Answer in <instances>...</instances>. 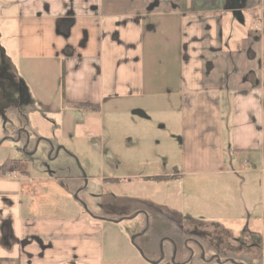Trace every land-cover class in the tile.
Wrapping results in <instances>:
<instances>
[{
	"label": "crops",
	"instance_id": "0c3cea01",
	"mask_svg": "<svg viewBox=\"0 0 264 264\" xmlns=\"http://www.w3.org/2000/svg\"><path fill=\"white\" fill-rule=\"evenodd\" d=\"M22 101L46 115L41 131L52 125L54 138L78 142L88 174L75 145L59 147L57 157L69 162L66 179L93 187L90 207L101 194L105 205L94 208L105 215L74 204L64 211L51 186L62 175L30 168L22 130L16 150L24 159H0V264L257 260L264 248V0H0V112ZM134 115L133 142L123 129ZM85 119L99 120L97 133L77 131ZM12 169L19 177L4 176ZM176 182L192 198L183 215L124 205L139 202L131 185L174 205L175 190L165 195L160 184ZM139 215L149 222L144 230ZM100 222L121 230L104 232Z\"/></svg>",
	"mask_w": 264,
	"mask_h": 264
},
{
	"label": "rangeland",
	"instance_id": "374dc122",
	"mask_svg": "<svg viewBox=\"0 0 264 264\" xmlns=\"http://www.w3.org/2000/svg\"><path fill=\"white\" fill-rule=\"evenodd\" d=\"M137 113H139L138 110H137ZM41 117L47 118L46 115L42 116L39 113V109L37 110V108H35L34 106L28 105L26 101L19 102V104L16 103V105H13V107H11L10 109L4 110V113L0 112V145H1L0 159L7 158V159H19L20 160V158L21 159L23 158V155L18 154L16 148L21 146V144L20 145L18 144L20 141L19 132H21L22 130H25L30 141L25 138H23L22 140L24 141V146H26L25 150L27 151L28 154L32 155L26 158V161L28 165L30 166V168L32 167L37 172L43 170V173L46 172V169L58 171L63 176V178L62 176L58 178L59 182L56 180L52 182L51 186H53L54 192L58 191V194H60L58 197L59 202H60L59 204H61V206L63 205L64 211L67 210V207L65 205L74 204L78 206L80 210L83 209V207L85 208L86 206L87 209L89 208L91 211H96V212H93L96 215L103 217L105 213L101 209L95 210L94 208L96 207V205L97 206L105 205L103 197L100 196L101 194L97 195L98 197L93 196L89 198V203H93V206H91L93 207V210H92L90 205L88 204L86 196L90 193V191H93V187L89 185L85 187V183L87 180L85 178L83 179L81 178V180L78 181V183L76 182L72 183L70 180L66 179L67 174L71 173L69 168H67L68 167L67 165L69 164V162L67 161L66 157H64L63 154H60L57 157V150L59 147L63 146L67 150L72 149V145L76 146L78 142H76V140H69V139H68L69 141L68 140L61 141V140L54 138V136L52 135H54V131L56 130L54 129L52 125L51 127L44 128V130L41 131V129L45 127V124L41 122L42 120ZM128 120L129 122L128 124H126L127 127L123 129V132L127 134L126 138L134 142L137 138H139V119L136 117V115H134V116H129ZM86 121L88 120L85 119L83 124L79 125V127L77 128V131L79 133H82L83 129L87 131L94 129L96 130L95 132L97 133L99 130V124H100L99 120L98 122L96 120L91 123H88ZM130 123L133 126H130ZM133 142H128L127 146L128 147L133 146V144H135ZM62 143H65V144L63 145ZM83 145L84 144H81L80 147L82 148ZM137 146L138 147L136 149H139V144H137ZM78 149H79L78 146H76V148L73 147L74 152L78 154L76 156H77V161L80 167L83 170H85V172H87L86 160L84 159V156H82V154L80 153ZM73 150H69V151L73 152ZM128 152H131V151H128ZM123 158H124V155H123ZM75 166L79 167L77 164H75ZM59 169H63V170L60 172ZM16 173H17V177H19L20 173L18 171H16ZM79 175L80 177L83 176V173L81 172V170L79 172ZM176 183L177 184H175L174 186L168 185L167 183L160 184V187L162 189L161 191L165 195L169 193L168 189L170 190V188H172L173 190H175L179 198L176 197L177 200L174 205L170 203V206H168V200L166 196L158 199L148 194L149 191H146L145 189H144L145 192L143 190L140 191L139 188L132 186V185L128 186L127 189L129 190V192L132 191L133 193H135L136 190L139 191V196H138L139 202L129 200V203L128 204L125 203L124 205L128 207V210H131L132 207H137V210H138L139 208L143 209L144 207H148L150 205L152 206L155 204L158 210H165L167 212V209H171V211H176L177 213H180L181 215H183V206H184L185 201L187 202L191 201L192 198L188 200L186 194L184 193V191H182V184H179L178 182ZM42 184H45V182H42ZM37 185H40V181L38 182ZM51 186L50 185L48 186L50 190H52ZM82 188L84 189L82 190ZM80 189L81 191L77 192V190H80ZM97 190L98 189H96L95 191ZM44 191H45V188H44ZM66 192L69 193L70 195H67ZM132 195H135V194H132ZM134 197L135 196L132 197L129 195V198H134ZM59 204L57 207H60ZM37 211H34V212H37ZM45 211H49V210H45ZM56 211H59V210L57 209ZM111 215L112 216H109L107 218L113 219V220L116 219L113 217V214ZM144 217H145L144 215H139V218L137 219L138 225H136L142 230L146 229V227H148V224H149L146 217L145 218ZM155 222L156 221L150 220L149 230L151 232L153 231L154 226H156ZM100 224L104 228V232L107 231L108 228H111V229L113 228L116 231L121 230V225H119L120 223L119 224L109 223L108 226H104L103 222H100ZM108 232L110 231L108 230ZM154 238L153 236L150 235L146 241H149L150 243H152L154 242ZM166 242L167 241L163 242L164 247L168 246ZM258 253L259 254L257 255V260L254 262V264L262 263L261 259H259L260 254H263L262 260L264 261V248L262 247V249ZM160 264H169V263L167 261H164L163 263H160Z\"/></svg>",
	"mask_w": 264,
	"mask_h": 264
},
{
	"label": "built area",
	"instance_id": "2783aa9c",
	"mask_svg": "<svg viewBox=\"0 0 264 264\" xmlns=\"http://www.w3.org/2000/svg\"><path fill=\"white\" fill-rule=\"evenodd\" d=\"M5 177L15 179L17 178V173L15 170L8 171L7 173L4 174ZM263 225H264V218H263Z\"/></svg>",
	"mask_w": 264,
	"mask_h": 264
},
{
	"label": "trees",
	"instance_id": "16d2710c",
	"mask_svg": "<svg viewBox=\"0 0 264 264\" xmlns=\"http://www.w3.org/2000/svg\"><path fill=\"white\" fill-rule=\"evenodd\" d=\"M72 107H73V108H79L80 106L73 105ZM82 108H83V107H82ZM14 163H17V161H15Z\"/></svg>",
	"mask_w": 264,
	"mask_h": 264
}]
</instances>
